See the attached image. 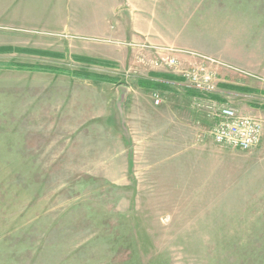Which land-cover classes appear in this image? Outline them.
I'll return each mask as SVG.
<instances>
[{"label":"rangeland","instance_id":"374dc122","mask_svg":"<svg viewBox=\"0 0 264 264\" xmlns=\"http://www.w3.org/2000/svg\"><path fill=\"white\" fill-rule=\"evenodd\" d=\"M19 3L0 5V264H264V118L249 150L210 126L204 167L188 151L145 168L140 114L162 104L139 86L210 63L264 83V0H111L94 5L107 35L13 25Z\"/></svg>","mask_w":264,"mask_h":264},{"label":"crops","instance_id":"0c3cea01","mask_svg":"<svg viewBox=\"0 0 264 264\" xmlns=\"http://www.w3.org/2000/svg\"><path fill=\"white\" fill-rule=\"evenodd\" d=\"M6 1L8 0H0L1 8H3L2 5ZM66 1L56 7L54 0H9L11 4L20 2L13 8L14 17L22 19L23 22L13 25L69 26L71 23L78 21L81 27L92 28L95 26L99 34L107 35L108 31H111L104 23V18L98 15V11L95 10L94 6L97 4L105 7L110 5L111 0H78V6L76 5V0ZM75 7H78V9L75 10ZM105 9L103 8L104 12L106 11ZM2 11L4 10L2 9ZM137 27H139L138 30L143 31L136 20L133 24L134 29L132 32L134 40H136ZM176 55L182 57L180 54ZM181 59L180 61H182ZM187 59L189 66L208 65L207 61L201 58L187 57ZM213 64L210 63V67L208 66L214 74L216 73L215 75L218 79V88L213 97L218 101L235 107L244 115H254L263 119L264 110L253 107V99L258 97L264 100V83L258 82L244 74H234L224 68L215 67ZM155 80L164 82L166 88L150 89L152 91V99L153 94L157 93L161 98L162 105L157 108L149 106L145 109L144 114H140L144 123H146L143 127L145 146L149 142L153 146V150H147L146 154L150 156L146 155L145 157L144 161L148 163L145 168L157 163L162 165V168L164 167L163 165L169 164L171 161L170 157L183 155L188 153V151H192L194 153V161L204 167L205 163L209 162L210 156H215V151L218 150V148L206 146L207 144L202 138L209 127H212L211 118L204 111L197 110L191 105L193 89L184 85L183 81L181 83L166 79ZM175 86H179V88H175ZM232 88H236L239 91ZM133 95L131 96L133 99L131 100V105L135 104L136 97ZM136 120L141 121L138 117ZM208 133H210V130ZM210 140L214 143L212 139ZM203 167L201 168L202 172L207 170Z\"/></svg>","mask_w":264,"mask_h":264},{"label":"built area","instance_id":"2783aa9c","mask_svg":"<svg viewBox=\"0 0 264 264\" xmlns=\"http://www.w3.org/2000/svg\"><path fill=\"white\" fill-rule=\"evenodd\" d=\"M164 65L175 66L174 58H161ZM184 85L192 88L198 95L191 97V105L204 111L212 120L210 135L219 145L246 151L256 146L261 138L262 122L252 116L240 113L235 107L218 101L213 97L217 91V77L210 70L197 66L182 72ZM154 103L161 98L153 94Z\"/></svg>","mask_w":264,"mask_h":264},{"label":"trees","instance_id":"16d2710c","mask_svg":"<svg viewBox=\"0 0 264 264\" xmlns=\"http://www.w3.org/2000/svg\"><path fill=\"white\" fill-rule=\"evenodd\" d=\"M7 68H16L19 70H27V71H42V72H51V73H58V74H64V75H69L75 78H89L91 77V74H83L80 72H67L66 70H61L53 67H41V66H35L31 64H8V66H5ZM101 80H104L106 82L110 83H116L115 79L111 78H105L102 76H98ZM139 86H142L144 88L148 89H161V88H166V85L164 82L156 81V80H142L139 83Z\"/></svg>","mask_w":264,"mask_h":264}]
</instances>
